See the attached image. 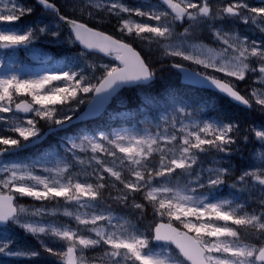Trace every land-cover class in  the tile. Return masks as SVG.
Returning <instances> with one entry per match:
<instances>
[{"label":"snow or ice","instance_id":"obj_1","mask_svg":"<svg viewBox=\"0 0 264 264\" xmlns=\"http://www.w3.org/2000/svg\"><path fill=\"white\" fill-rule=\"evenodd\" d=\"M37 3L67 22L75 40L86 49L107 55L115 52V58L123 66L102 65L105 71L98 84L88 82L81 73L68 71L28 78L11 71L0 75V122L7 125L6 131L16 134L0 135V254L29 258L40 255L29 248H14L8 226L19 225L36 237L47 253L58 256L61 264H264V195L258 210L251 212L246 201L216 199L213 195L214 190L226 184L231 168L220 165L211 153H230L237 142L235 133L240 131L239 125L222 120L183 123L178 117L183 114L190 118L193 112L174 96L167 99L165 114L159 122L146 120L139 129L66 136L62 151H48L27 162L14 159L19 151L40 141L41 132L35 119L21 120L16 115L3 114L34 113L52 126L63 127L73 117L58 115L57 105L73 101L78 105L84 102L80 99L82 93H94L89 112L78 117L85 119L98 113L121 86L145 84L154 77L149 65L130 44L96 31L80 19L62 15L53 0ZM66 7L88 17L101 12L114 17L118 20V31L128 36L149 44L163 41L165 55L214 69L237 81L254 76L261 88H253L249 100L231 82L189 72L182 63L173 65L191 84L213 87L248 108L255 104L264 110V39H250L235 28L225 30L228 24L240 23L251 25L264 35V6H250L247 0H230L222 6H214L212 0H158V3L140 0L135 5L125 0H67ZM32 12L20 0H0V22H4L0 23V68L6 60L11 66L12 57L21 46L31 44L48 31L47 25L17 29L13 22ZM137 18L155 23L139 22ZM185 22L188 26L177 32V24ZM198 28H207L220 47L190 42L192 31ZM51 35L59 37L60 33ZM22 94L30 96L31 103L15 102ZM145 102L158 103L148 97ZM204 107L193 111L202 112ZM48 131L55 132L57 127ZM250 131L261 150L255 152L253 166L235 177L231 186L235 188L240 183L245 186L241 191L258 187L264 193V128L253 127ZM243 139L247 141L248 137ZM202 156L210 158L205 160ZM4 157L9 158L7 162ZM106 189L117 190L118 195L112 197L115 202L141 212L145 204L136 203L134 194H142L157 215L180 221L188 231L161 223L151 230L149 237L130 219L111 211L110 206L107 211L97 212ZM198 189H206L207 194L198 193ZM17 196L38 201L63 198L77 208L76 212L63 210V215L74 219L77 227L45 221V216H55L60 210L44 207L30 210L16 203ZM25 217L39 219L21 223ZM193 217L196 222H185ZM218 221L225 223L217 226ZM41 236L64 242L66 250L55 251L40 240ZM152 242L157 243L150 246ZM173 244L175 249L171 248ZM98 248L101 250L98 256L85 255Z\"/></svg>","mask_w":264,"mask_h":264},{"label":"trees","instance_id":"obj_2","mask_svg":"<svg viewBox=\"0 0 264 264\" xmlns=\"http://www.w3.org/2000/svg\"><path fill=\"white\" fill-rule=\"evenodd\" d=\"M91 23L92 22H90V24ZM91 25L102 28L110 33L111 32L116 33L114 24L112 23L111 24L92 23ZM96 55L97 54L92 53V56H96ZM89 70H90L89 68H87L86 71L81 69V71H78L77 73H81L85 77L91 78ZM53 83L58 86H63L60 82H53ZM168 89L174 91L173 92L174 97L178 101H181L184 105H187L189 107V111L193 112V115L190 118H185L183 114H181L178 117V119H180L183 123H189L191 120H209V121L222 120L224 123H234L239 125L240 131L235 133L237 142L235 145L231 146L233 150L230 153H216V152L211 153V157H214L217 161H219L220 165L230 166L231 174L228 177H226V183L234 182L235 177L241 174L242 170H244L248 166L247 164H250L251 162L254 161L255 152L261 150L260 143L254 138L252 133H249V130L253 128L251 127V124L253 122L259 121L258 106L255 105L252 109H246L240 107L239 105L233 102H230L224 96L210 90L198 89L191 86H187L186 88L179 87V89L174 90L175 86L170 85L169 87L165 88L164 86H162L160 81H155L154 83L148 86L125 89L123 93V98H124L123 102L114 103L111 106L110 110L97 120L88 122L86 124L84 123V124L76 125L70 128L69 130L57 132L51 135V137L47 141H45L42 145L36 147L35 149H32L29 152L28 160L38 158L42 154L48 151H52V150L62 151L63 150L62 141L66 136L73 137L79 133H84V132L89 134H96L100 131L109 133L110 131L120 130L121 128L139 129L145 126L146 120H151L154 123L159 122V118L165 114V108L167 107L166 101L169 97L172 96L170 93H168ZM84 95L85 94L82 93L80 95V98L81 96ZM21 96H28V95L22 94ZM146 97L153 98L158 103L147 104L145 102ZM72 105H76L80 108L83 107V104L77 105L74 101L71 102L70 104H65L62 106L57 105L56 107L58 110V115L62 116L66 114L68 112L66 110L69 109L70 106ZM201 106H205L204 111L202 112L193 111ZM67 115L69 114L67 113ZM259 116L261 118V122H263L264 114H260ZM48 125H50L49 122L37 118V127L40 129V131L43 128L45 129ZM6 129H7V125L5 124L3 128H0V135H13V136L16 135L14 133H10L6 131ZM245 136L248 137L247 141H244L243 139V137ZM209 158L210 157L208 156H202V159L205 160ZM117 187L122 188V185H117ZM241 187L245 188L244 185H240V187H237V190L242 196H245L244 194L247 193L246 190L248 189L246 188L244 191H241ZM228 188L230 193L232 188L230 187ZM109 192H111V196L108 195ZM239 193L234 192L232 194L234 200L236 199V196ZM116 195H118L116 189H106L103 193L100 202H103L108 206L113 207L115 205V202L112 197H115ZM134 196L136 202L145 204L146 209H144V211L146 212L145 214L149 218V222L151 221L152 223H154L157 217L163 219L165 218L170 219L167 215L163 217L157 215L153 211L152 206L147 204V202L143 200L142 194L138 193V194H134ZM30 200L38 203H47V204H62L66 202L63 198H57L56 200L50 199L46 201H38L35 200L34 198H31ZM130 202H131V197H130ZM171 220L182 225L180 221H177L174 218ZM22 239L24 241H30L32 237L26 232H23ZM50 255L51 254L47 253L46 251H42L38 257H32V259L25 260V262L19 260H13L12 262H10V264H61V261L58 259V256L51 255V260H50L49 259ZM2 261L3 264H9L8 259L4 258Z\"/></svg>","mask_w":264,"mask_h":264},{"label":"rangeland","instance_id":"obj_3","mask_svg":"<svg viewBox=\"0 0 264 264\" xmlns=\"http://www.w3.org/2000/svg\"><path fill=\"white\" fill-rule=\"evenodd\" d=\"M24 1L25 0H20V3L23 4ZM54 1H56V0H54ZM58 1H59V4L62 6L63 10L65 11V13L67 15L76 16V17L80 18V20L87 22V23H90V22H92L94 24H104V23L111 24L112 23V24H114L115 31L118 34L128 36L127 33H122L120 31H118L119 24H118V20L116 18L107 16L103 12H101L99 14H94L93 17H88L86 14L81 15L79 12L74 13L71 10V8L66 7L67 0H58ZM131 1L132 0H125V2L128 4ZM247 3H249V5L253 6V7L264 6V4H258V3L256 4L255 1H252V0H247ZM224 4H226V3H219V2L213 3L214 6H222ZM28 7H31L33 9V12L30 15L22 16L23 18H25V21H27V22L29 21L28 18L31 19V23H25V24H31V27H33V28H35L37 26H39V27H43L45 25L48 26V31L40 34L37 39L33 40V42L43 43V44H47L49 46L52 45L53 49L56 51H60L56 47H61L63 49V51L61 53H65V56H71V57L76 56V57H79L80 59H82L83 62L85 64H87L88 68L90 69L89 70L90 74L94 75V77L93 76L91 77V81H90L92 84H98L99 83L98 80H100V78L103 76L105 69L101 67L102 65H107L109 68L110 67H117V63L110 58H106V57L102 58L99 56H92L88 52H86L84 50L82 51L81 48L78 47L77 42L75 41L73 35L66 29V27L62 24V22L59 20V18L56 17L54 14L45 12L41 7L35 5V2L34 3L31 2L28 5ZM125 18H127V17L125 16ZM137 19L141 20L142 18H137ZM142 22L150 23V22H146V21H142ZM187 26H188L187 22H185L184 26H179L177 24L176 31L177 32H183V29ZM231 28H235L241 35H246V32L252 33L255 35V39H258V35L261 34L257 29H255L251 25H243L240 23L228 24L226 26L225 30H229ZM52 32H59L60 33L59 37L51 35ZM70 37H71V40H70ZM132 37L134 38V40L136 39L135 41H138V42H144L145 41V40H141L139 38H136L135 36H132ZM190 42L197 43V44L203 43L205 45H208L209 47L217 48V49L220 47L219 44L213 42V37L207 28L194 29L192 31V37H191ZM163 43H164L163 41L160 44L152 42L150 45L149 42L146 41V43H143V44L139 43V44L141 46L143 45V48L146 47L145 50L148 51V56L150 58H152L153 65L157 69L156 73L157 72L159 73L160 77L162 78V80H164V82H170V84H172L173 79H178L180 77L177 70L171 69L172 67H171L170 62L177 61L180 63L188 64V65H190L196 69H200L202 71L207 70L209 72H215V73L221 74V76L227 78L230 82L233 81L234 83L237 84V86L242 88L245 91V94L250 99H252V97L250 96L252 89L253 88H257V89L261 88V85L259 83L255 82V77H253V82H254L253 84L251 83V84H248L247 86H243V85H240L239 84L240 81H237L235 78L226 77L223 73H219V72L215 71L214 69H205L201 65L194 64L191 61L182 60L180 57H173V56L165 55L164 48L162 46ZM153 44H157L159 49L158 50H152L151 46H153ZM54 46H56V47H54ZM155 51H156V53H153ZM162 52H163V55H162ZM154 54L156 56H154ZM161 58H163V59H161ZM154 61L156 62L157 65H155ZM160 64H161V66H158ZM162 65H163V67H162ZM169 67H170V69H169ZM162 70H164V71H162ZM91 97H92V93L91 94L88 93V94H85L84 96H81L80 99H82L83 101L84 100L88 101L89 99H91ZM119 100H122V99H119ZM79 109H80L79 107H73L69 110H71V111L73 110V113H75V111H78ZM258 111H259V114H258L259 121L253 122L251 124V127L260 125V126H258V128H264V121L261 122V118L259 116L260 114H264V110H261L258 107ZM3 115H5V114H3ZM0 127H1V125H0ZM16 156H18V155H16ZM3 159L5 160V162H7L9 158L4 157ZM14 159L17 162H19L18 157H14ZM253 164L252 165H251V163L247 164L248 166L245 169L251 168L253 166ZM248 190L250 191V193L252 195L253 202H254L253 204H255V205L259 204V200L262 196V192L259 191L258 188L248 189ZM26 199H28V198L27 197H20L21 204L25 205L26 207H29L30 210H31V208H41V207L48 208V209H59L60 210L59 213L55 216H45L43 218L45 221L52 220L57 225H68L71 228L77 227L76 221L74 219H72L71 217L63 215V210L65 208H67L69 211L76 212L77 208L74 204H69V203H66V204H45V205L40 204V203H38V204H27ZM136 203H139V202H136ZM46 205H48V206H46ZM110 209L115 214L120 215V216H125L128 219H130L134 224H136L140 228L141 231L146 232L149 235V237H151V234H150L151 233V223L149 222V218L145 214L146 213L145 211L141 212L140 210L132 209L130 207H125V206H123L117 202H115L114 207H110ZM254 209L257 210V208L254 206V208L250 209L249 212L253 211ZM95 210L97 212L107 211L108 206L105 204L99 203ZM28 219H39V218L25 217L24 219H22L21 223L25 222ZM160 219H163V218H160ZM207 219L208 218L206 217L205 220H207ZM185 222H196V221H195V218L193 217V218L186 219ZM217 226H223V225H217ZM15 228L22 229L19 225H9L8 226V232L11 234L12 232H10V231L15 229ZM27 234H29V233H27ZM83 234L87 235V233H83ZM29 235H31V234H29ZM31 237H32V239H31V242L29 244H22V243L18 242L19 238L13 239L15 242L14 248H16L17 250L29 248V249L35 250L37 252L38 251H44V249L41 247V244L38 242L37 238L34 237L33 235H31ZM211 239L214 240L215 238H211ZM40 240H44V242L47 243L48 247H52L55 251L66 250V245L62 241H57L54 239L50 240L49 238L44 237V236H41ZM100 251H101L100 249H98L97 251L89 250L85 254L93 257V256H98L100 254ZM1 256L10 257V258H23L24 257V256H7V255L0 254V257ZM50 259H51V257H50ZM59 260H60V258H59Z\"/></svg>","mask_w":264,"mask_h":264},{"label":"water","instance_id":"obj_4","mask_svg":"<svg viewBox=\"0 0 264 264\" xmlns=\"http://www.w3.org/2000/svg\"><path fill=\"white\" fill-rule=\"evenodd\" d=\"M58 7V6H57ZM65 22V21H64ZM67 25H68V27H69V29L71 30V27H70V25L67 23V22H65ZM90 27V26H89ZM90 28H92V27H90ZM93 29H95V28H93ZM96 31H99V32H102V33H104V34H106V35H108V36H111L110 34H108V33H106V32H104V31H102V30H100V29H95ZM72 31V30H71ZM74 33V32H73ZM113 37V36H112ZM114 39H116L115 37H113ZM118 40V39H117ZM78 41V40H77ZM81 45H82V47L83 48H85L86 49V47H85V45L83 44V43H81L80 41H78ZM91 50V49H90ZM95 51V50H94ZM133 85H136L135 83H132V84H127V85H123V86H121L118 90H117V92L112 96V97H110L109 99H108V101L104 104V106H103V108H101V110L98 112V113H96V114H94V115H90V116H87L85 119H78V117L79 116H83L85 113H87V112H89V109H90V106H91V104H92V102H93V100L87 105V107H86V109L82 112V113H80L78 116H76V117H74L73 119H72V121L70 122V123H66L63 127H59V126H54V127H57V129H60V128H64V127H67V126H69V125H71L72 123H75V122H78V121H81V120H86V119H90V118H93V117H96V116H98V115H100L107 107H108V105L112 102V100H113V98H114V96L124 87V86H133ZM218 90V89H217ZM241 94V93H240ZM95 95V94H94ZM242 95V94H241ZM94 99V98H93ZM26 100V99H25ZM29 103H30V101L29 100H27ZM21 113H23V112H21ZM24 114H30V113H24ZM49 128L43 133V134H41V139H40V141H38L37 143H39V142H41L43 139H45L48 135H49ZM36 143V144H37ZM161 223H163V224H169L168 222H164V221H160L158 224H161ZM157 224V225H158ZM174 228H177L178 230H180L181 232H185V231H183V230H181V229H179L178 227H176V226H174V225H172ZM189 234V233H188ZM190 235V234H189Z\"/></svg>","mask_w":264,"mask_h":264},{"label":"bare ground","instance_id":"obj_5","mask_svg":"<svg viewBox=\"0 0 264 264\" xmlns=\"http://www.w3.org/2000/svg\"><path fill=\"white\" fill-rule=\"evenodd\" d=\"M53 2L59 4V1H58V0L53 1ZM105 31H106V30H105ZM111 33H112V32H111ZM113 33H114V32H113ZM135 40H136V39H135ZM136 42H138V41H136ZM139 43H142V44H143V43H146V41H144V42H138L137 44H139ZM147 45H148V44H147ZM150 45H151V44H150ZM78 47H79V46H78ZM139 47H140L139 51L141 52L142 55H143V53H144L143 50H144L145 52L148 53V51L145 50L146 47L143 48V45L141 46L140 44H139ZM151 47H152V50H158V49H159V47H158L157 44H153V46H151ZM151 47H150V48H151ZM150 50H151V49H150ZM157 52H158V51H157ZM160 52H161V51H160ZM92 53L97 54L99 57H102V58H103V57L110 58V57L107 56V54H105V53H103V52L92 51ZM153 53H156V51L153 52ZM97 55H96V56H97ZM158 55H159V54H158ZM162 55H163V52H162ZM143 56L146 57L145 54H144ZM154 56H156V55L154 54ZM154 56H153V57H154ZM151 57H152V56H151ZM148 58H150V57H148ZM110 59H112L113 61H116L115 57H112V58H110ZM143 59H144V58H143ZM151 59H152V58H151ZM156 59H157V58H156ZM161 59H163V58H161ZM144 61H145V63H149L147 59H144ZM154 63H155V65H157L155 61H154ZM186 63H187V62H186ZM158 64H159V63H158ZM173 65H174V64H173ZM158 66H161V64L158 65ZM165 66H166V65H165ZM193 66H194V65H193ZM156 67H157V66H156ZM162 67H163V65H162ZM162 67H161V68H162ZM167 67H168V66H167ZM154 68H155V66H152V69H154ZM169 69H170V67H169ZM171 69H172V70H177V69L174 68V67H172ZM156 71H157V70H156ZM162 71H164V70H162ZM168 71H169V70H168ZM170 71H171V70H170ZM177 71H179V70H177ZM173 72H174V71H173ZM157 73H158V72H157ZM162 73H163V72H162ZM158 74H159V73H158ZM90 76H91V77H92V76L94 77V75H92V74H90ZM252 77H254V76H252ZM98 81H99V80H98ZM244 96H245L246 98H248L249 100H251V99H250L245 93H244ZM251 109H252V108H251ZM43 129H44V128H43ZM43 129H42V130H43ZM247 130H249V129H247ZM249 133H251L250 130H249ZM62 204H63V203H62Z\"/></svg>","mask_w":264,"mask_h":264},{"label":"flooded vegetation","instance_id":"obj_6","mask_svg":"<svg viewBox=\"0 0 264 264\" xmlns=\"http://www.w3.org/2000/svg\"><path fill=\"white\" fill-rule=\"evenodd\" d=\"M140 49V48H139Z\"/></svg>","mask_w":264,"mask_h":264}]
</instances>
